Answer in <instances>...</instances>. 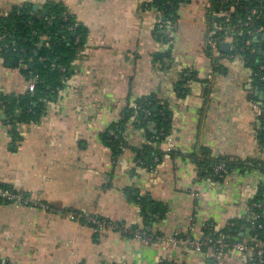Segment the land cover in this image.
Returning a JSON list of instances; mask_svg holds the SVG:
<instances>
[{
	"label": "crops",
	"instance_id": "1",
	"mask_svg": "<svg viewBox=\"0 0 264 264\" xmlns=\"http://www.w3.org/2000/svg\"><path fill=\"white\" fill-rule=\"evenodd\" d=\"M150 1L0 0V15L61 4L86 30L66 85L45 100L37 121L11 122L0 108V183L30 200L0 203L1 264H264L250 252L168 242L202 239L206 225L222 232L264 196V173L255 167L214 180L198 164L204 154L264 162V80L240 53L227 54L232 45L218 46L217 56L208 51L210 0H184L162 37ZM23 68L0 54V97L32 90L35 79ZM147 97L169 110L168 137L148 142L130 119L114 153L102 134ZM147 143L162 153L152 169L137 159ZM136 197L158 205L150 221ZM71 211L135 227L147 240L108 228L96 234Z\"/></svg>",
	"mask_w": 264,
	"mask_h": 264
},
{
	"label": "trees",
	"instance_id": "2",
	"mask_svg": "<svg viewBox=\"0 0 264 264\" xmlns=\"http://www.w3.org/2000/svg\"><path fill=\"white\" fill-rule=\"evenodd\" d=\"M183 1L151 0L146 3L158 15L157 32L159 36H167L169 26L174 22L177 9ZM210 3L209 37H222L232 33L231 30L234 29L232 34L234 51L227 54L240 53L245 60L246 67L264 77V0H228L227 5L220 4V0H210ZM229 5L234 6V11L227 22L224 17L214 16L213 12H217L219 7L225 9ZM44 10L47 13L41 17L40 10H35L33 6L26 5L13 8L7 15H0V54L7 59L13 58L15 63L20 66L33 64L31 69L23 68L22 72L35 79L32 90L26 94L0 97V108L4 111L6 119L11 122H34L38 120L45 100L53 98L57 91L66 85L70 76V65L84 44L86 30L82 25L75 22L73 16L66 14L61 4L47 3ZM253 11L255 14H252ZM244 22H247V25H242ZM259 28L263 29V34L257 32ZM76 39L79 40L78 43L75 42ZM186 78L188 77L186 76ZM156 106L154 99L147 97L128 107L122 115V120L113 124L102 134L104 143L114 153L119 152L123 143V124L130 119H134L138 127L146 134L148 142L162 141L168 137L171 126L170 112L165 105ZM149 124L154 126L153 130L148 128ZM112 130H114V135L110 132ZM260 138H264V132ZM161 157L162 153L152 149L148 143L137 153L139 163L149 169L155 167L154 159L160 160ZM219 163L224 164L227 171L225 174H215L214 168ZM198 164L206 166V175L214 180H222L225 175L242 166L246 169L255 167L264 173V162L260 164L254 160L236 164L227 158L212 159L208 154H204V158H201ZM0 187L17 193L4 184L0 183ZM136 201L140 205L146 220L150 221L159 211L158 205L145 197H138ZM0 203L9 204L10 202L0 198ZM67 214L86 215L76 211ZM92 217L106 223H112L97 216ZM77 221L88 224L93 229L95 227L94 224L84 219L80 218ZM251 222L255 223L254 229H251ZM115 224L123 226L119 223ZM230 224L232 225L230 226ZM230 224L222 232H217L211 227L210 231L205 230V234L212 231L216 237L228 236V238L235 240H243L240 238V232L248 231L250 234L249 241H258L264 247V196L261 191L250 203L248 216ZM258 225H261V228H258ZM129 229L141 232L135 227H129ZM131 231L123 232L132 236ZM141 233L145 235L143 232ZM161 264L168 263L162 262Z\"/></svg>",
	"mask_w": 264,
	"mask_h": 264
},
{
	"label": "built area",
	"instance_id": "3",
	"mask_svg": "<svg viewBox=\"0 0 264 264\" xmlns=\"http://www.w3.org/2000/svg\"><path fill=\"white\" fill-rule=\"evenodd\" d=\"M220 4H228V0H220ZM211 7V3L209 2L208 4V8ZM234 11V6L229 5L227 6L225 9L219 7V10L217 12H213L214 16H220V17H224L225 21L227 22L230 19V15L232 14V12ZM252 14H255V11H253ZM241 22V21H240ZM242 25H247V22L242 23ZM70 30H72V28L70 27ZM234 29L231 30L232 33L227 34L225 36L222 37H208L207 41H206V47L209 48L210 53L212 54V56H217L219 55V50H218V46L221 42H225L227 40L231 41L232 43L230 45H232L233 51H234V38L232 36V34L234 33ZM258 33L263 34V29L259 28ZM264 36V34H263ZM45 41V39H43ZM76 43L79 42L78 39L75 40ZM47 45V43H45ZM13 51H15L14 48H12ZM260 78H262L264 80L263 76H260ZM112 135H114V130L110 131ZM154 162L157 163L158 162V158L154 159ZM152 169V168H150ZM214 172L215 174H225L227 171L224 167L223 163H219L215 168H214ZM0 198L6 199L8 200L11 204L12 203H16V204H28L30 203L29 198L25 197L24 195L20 194V193H14L10 190L4 189L2 187H0ZM41 207H45L44 205H40ZM68 216L73 219V220H78V219H84L87 222H90L92 224L95 225L94 227V233L102 235L106 229H110V230H122V231H131L129 229V227H125V226H118L115 223H106L105 221H100L98 220L96 217H92V216H82V215H75V214H68ZM232 224H230L231 226ZM251 229H254L255 227V223L251 222L250 224ZM211 225H206L204 227V230H211ZM258 228H261V225L257 226ZM132 236L135 238H139L142 240H147V238L139 231H131ZM168 242L180 246L182 248H186L189 250H194V251H202L205 248H209V249H213L215 252L222 254L226 251L232 250V251H240V252H250L254 255V257L256 258V260L259 263H264V247L263 245L256 241V242H250L249 240H235L232 238H228V237H216L214 235V232H208L207 234L204 235V237L202 239L196 240L191 238L190 236L186 235V236H182V237H174V238H169Z\"/></svg>",
	"mask_w": 264,
	"mask_h": 264
},
{
	"label": "water",
	"instance_id": "4",
	"mask_svg": "<svg viewBox=\"0 0 264 264\" xmlns=\"http://www.w3.org/2000/svg\"><path fill=\"white\" fill-rule=\"evenodd\" d=\"M34 9L35 10H38V8L36 7V6H34ZM41 11V17H43L46 13H47V11L46 10H44V9H41L40 10ZM74 35V34H73ZM219 48H220V50L221 51H223V52H228L229 51V48H230V43H228V42H221L220 44H219ZM32 65L33 64H28L27 65V68L28 69H31L32 68ZM156 109V108H155Z\"/></svg>",
	"mask_w": 264,
	"mask_h": 264
}]
</instances>
